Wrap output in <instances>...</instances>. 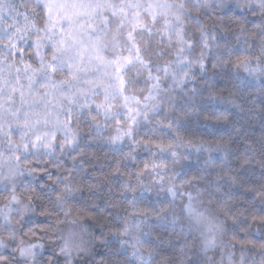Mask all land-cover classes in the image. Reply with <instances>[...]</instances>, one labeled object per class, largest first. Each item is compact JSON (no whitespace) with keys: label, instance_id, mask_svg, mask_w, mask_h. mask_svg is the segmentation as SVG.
<instances>
[{"label":"clouds","instance_id":"obj_1","mask_svg":"<svg viewBox=\"0 0 264 264\" xmlns=\"http://www.w3.org/2000/svg\"><path fill=\"white\" fill-rule=\"evenodd\" d=\"M25 11L36 27L5 39ZM133 11L146 63L128 67L126 91L159 103L139 106L132 138L112 139L125 109L107 78V118L91 120L59 92L47 106L12 105L21 120L50 112L47 124L0 112V264H264V0H133ZM0 13L8 96L15 68L38 66L29 46L47 17L38 0H0ZM16 42L29 51L11 55ZM44 133L52 146L33 147ZM145 162L156 167L141 171Z\"/></svg>","mask_w":264,"mask_h":264},{"label":"snow or ice","instance_id":"obj_2","mask_svg":"<svg viewBox=\"0 0 264 264\" xmlns=\"http://www.w3.org/2000/svg\"><path fill=\"white\" fill-rule=\"evenodd\" d=\"M124 4L128 7H124ZM132 5L133 0H120V6L117 5L116 0H38V6L47 17L45 28L38 30L42 35H37L29 46L38 57V66L23 62L22 69L17 66L15 81L9 85L8 96L3 95L5 81L0 76V112L7 111L16 118L15 123L21 127L26 128L30 124L39 125L41 119L47 124L50 112L43 117L39 112H34L32 115L35 119L30 120L29 112L25 111V118L21 120L20 108L13 109L12 105L19 99L22 105L43 102L47 106L53 103L56 93L59 92L60 99H66L80 109H87L86 115L91 120L96 121L97 114L107 118L114 107L112 103L114 96L109 91L113 85L106 81L107 78L115 82L114 86L120 94L125 109L124 119L115 120L116 134L112 139L119 141L125 136L132 138L138 118L142 115L139 106L147 107L151 103L155 108L159 103L157 95H153L151 91L143 98L129 96L126 91L125 74L128 67L134 62L146 63L136 39L137 32L144 30L146 25L138 11L129 13ZM22 15L24 23L10 24L12 34L4 32L5 39L11 41V35L36 27L29 19L27 11ZM124 28H126L128 44L122 46L119 32ZM110 46L119 51L111 56L106 55V50ZM13 47L18 51L10 54L16 57L29 51L28 48H20L19 42ZM41 48L45 50L44 53H41ZM22 70L25 74L23 77L20 75ZM58 73H63L62 78L57 79ZM147 75L153 78L151 70H148ZM154 79L158 81L159 76H155ZM35 83H39V89L34 90ZM97 90H102V98L89 100L90 96H96ZM56 103L59 104L60 100H56ZM143 115L146 118L147 112ZM65 118L69 124L73 122L71 110L66 113ZM2 128L3 126L0 125V131ZM45 136L47 133L35 135L32 146L43 144L45 148L51 147L56 137L52 136L50 140H46ZM73 142L74 138L68 140L69 144ZM133 143L139 141L133 139ZM143 143L147 145L149 141L143 139ZM25 147L28 145L25 144ZM155 147L163 149L164 145L155 144ZM149 167L154 169L156 165L145 162L141 171Z\"/></svg>","mask_w":264,"mask_h":264}]
</instances>
